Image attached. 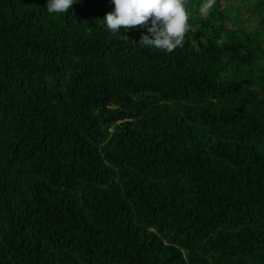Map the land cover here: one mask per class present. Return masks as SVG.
Instances as JSON below:
<instances>
[{
	"label": "trees",
	"instance_id": "1",
	"mask_svg": "<svg viewBox=\"0 0 264 264\" xmlns=\"http://www.w3.org/2000/svg\"><path fill=\"white\" fill-rule=\"evenodd\" d=\"M231 1L166 53L111 0H0V264H264V0Z\"/></svg>",
	"mask_w": 264,
	"mask_h": 264
},
{
	"label": "clouds",
	"instance_id": "2",
	"mask_svg": "<svg viewBox=\"0 0 264 264\" xmlns=\"http://www.w3.org/2000/svg\"><path fill=\"white\" fill-rule=\"evenodd\" d=\"M76 3V0H47L45 9L50 15L64 14ZM111 4L113 10L102 19L111 33L119 35L121 27L129 31L140 26L143 31L138 44L144 47L171 53L183 46L190 18L186 0H111ZM214 4L215 0H204L200 14L207 15Z\"/></svg>",
	"mask_w": 264,
	"mask_h": 264
},
{
	"label": "rangeland",
	"instance_id": "3",
	"mask_svg": "<svg viewBox=\"0 0 264 264\" xmlns=\"http://www.w3.org/2000/svg\"><path fill=\"white\" fill-rule=\"evenodd\" d=\"M222 1L225 2V0H222ZM237 1H238V0H237ZM237 3H238V2H236L235 0H232V1H231V4H232L233 6H237ZM234 10L236 11L235 7H234ZM247 15H248V11L243 10L242 13H241L239 16H240V17H243V18L245 19V18L247 17ZM251 22H252V21L250 20L249 23L251 24ZM136 29H137V30L133 32V35L140 39V37H141V35H142L141 27H140V26H137Z\"/></svg>",
	"mask_w": 264,
	"mask_h": 264
}]
</instances>
